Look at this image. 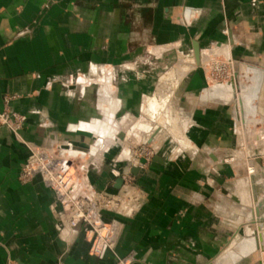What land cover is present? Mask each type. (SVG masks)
Listing matches in <instances>:
<instances>
[{"label":"crops","instance_id":"0c3cea01","mask_svg":"<svg viewBox=\"0 0 264 264\" xmlns=\"http://www.w3.org/2000/svg\"><path fill=\"white\" fill-rule=\"evenodd\" d=\"M195 42L202 56L209 48L229 54L247 78L244 103L264 104V0H0V111L5 97H13L9 107L25 117L18 134L0 127V264H117L132 252L135 264H241L252 257L238 260L239 251H224L239 225L233 194L244 178L241 162L229 157L233 98L210 86L193 63L172 66L156 81L178 55L183 64L192 60ZM101 68L110 74L100 76ZM172 72H179L186 144L159 135L147 145L152 158L138 166L133 154L144 144L132 137L129 149L116 134L139 138L151 124L150 108L168 107L177 86L172 90L162 78ZM256 72L262 81L253 100ZM77 76L86 84L77 85ZM90 81L103 84L106 98ZM110 100L117 103L113 113ZM107 124L115 129L104 135ZM82 137L97 147L68 151L82 167L101 170L90 175L96 194L123 201L102 214L117 234L102 260L90 253L84 226H70L51 186L40 176L19 179L32 148L57 151ZM130 150L129 161L115 163ZM114 166L133 178L120 190L113 186ZM135 166L138 176L130 172Z\"/></svg>","mask_w":264,"mask_h":264},{"label":"rangeland","instance_id":"374dc122","mask_svg":"<svg viewBox=\"0 0 264 264\" xmlns=\"http://www.w3.org/2000/svg\"><path fill=\"white\" fill-rule=\"evenodd\" d=\"M212 48H209L206 50V52H210ZM224 55L226 58H228V61L226 60H220L216 59V56L218 55ZM233 58L229 56V54H226L222 51H216V54L209 57L206 61H203V56L200 61V64H198L193 56L192 60H188L183 64V62H179L177 60L173 66H188L190 63L197 64L198 66H202L204 70V74L206 79H209L211 83L210 86H220V89L222 93H226L227 97L233 98L235 100L236 104L233 109L234 111V117L236 121V134H237V146H238V153L240 154V157L236 158L235 156L232 157V161L241 162L243 168L239 171L241 172V177H246V180L241 181L240 185L238 186V192L240 193V198L243 196L242 194L246 193L249 201V213L247 216L248 220L254 219L256 223L253 222L251 226H247L246 230H250V234H253V230L259 231V221L258 216L256 215V208L258 202H263L264 204V167H262V164L258 162V158H262V163H264V104L259 103V99L256 101V104L254 106V103L252 104L251 100L250 103H244V97L246 96L250 90H244L243 86L246 89L247 83L246 79L243 75L241 76V85L240 88L237 89V84L233 85L231 84L233 81H230V77L234 76V71H230L229 65L233 67ZM179 62V63H178ZM220 66H224L223 71H218L216 69H219ZM226 66V67H225ZM234 69V67H233ZM182 78L185 76L184 72H182ZM188 73V72H186ZM257 73V72H256ZM178 74L179 72H172L165 74L162 78V81L165 83H168L170 81L172 90L173 87L176 88L177 84L176 81L178 80ZM171 76V78H170ZM244 77V78H243ZM255 77V76H254ZM170 78V79H169ZM181 78V79H182ZM164 79V80H163ZM245 79V80H244ZM254 84L252 85L251 92H252V99L256 100L257 93H259V81L261 80V76L259 73L256 74V77L254 78ZM257 86V87H256ZM256 87V88H254ZM254 88V89H253ZM159 91V88H158ZM156 92V91H155ZM154 92V94H155ZM247 92V93H245ZM178 93V94H177ZM244 94V95H243ZM224 95V94H223ZM250 95V94H247ZM176 96H179V90L176 91ZM243 96V97H241ZM259 96V95H258ZM153 96H151L152 98ZM256 97V98H255ZM247 98V97H246ZM176 103H174L175 106V112L178 116V122H179V111L178 109L180 101L179 99L176 100ZM255 102V101H254ZM242 103V104H241ZM246 105V106H245ZM170 106L171 102L169 103L168 107L164 106L163 104L156 105L155 107L150 108V117L151 120L149 122L151 123L150 126L146 125L145 127H142L140 129V132H149L152 133L155 128H167L170 130V133L174 136L167 135V131H164L166 134V138H169L174 140L177 139V141L180 143V145L186 144L182 141V137L179 133H183V127H180V123L177 124V120L174 119V117L170 114ZM243 111L242 112V107ZM256 109V112H255ZM161 112L163 114L164 120L160 121L158 116V113ZM257 113V114H256ZM258 115V116H257ZM162 116V115H161ZM159 117V116H158ZM245 117V121L244 118ZM159 120V121H158ZM232 123V122H231ZM185 124V122H183ZM184 126V125H183ZM125 129L126 124L124 125ZM122 127V128H124ZM124 130V129H123ZM233 130V128H232ZM126 131V130H125ZM232 133V131H231ZM169 134V133H168ZM186 139V137H185ZM175 141V140H174ZM176 142V141H175ZM147 146V145H144ZM149 147V146H148ZM235 154V153H234ZM237 154V153H236ZM243 162V163H242ZM263 178V179H262ZM259 184V186H258ZM257 186V189H256ZM263 211H264V205H263ZM264 222V221H263ZM261 224V223H260ZM252 230V231H251ZM259 233V232H258ZM236 235L232 242L229 244L228 248L224 251L232 250L231 244L236 241ZM224 253V252H222ZM263 254V256H262ZM251 258H248L244 264H264V253L262 251H255V253L251 254ZM248 256V257H250ZM216 264H218L216 260ZM222 264H228L227 262H223Z\"/></svg>","mask_w":264,"mask_h":264},{"label":"built area","instance_id":"2783aa9c","mask_svg":"<svg viewBox=\"0 0 264 264\" xmlns=\"http://www.w3.org/2000/svg\"><path fill=\"white\" fill-rule=\"evenodd\" d=\"M226 67V66H225ZM224 66H220L218 71H223ZM13 97H5L6 108L0 111V127H7L15 134L22 129L25 117L9 107V102ZM154 155L152 148L148 146L138 147L134 154V162L139 166L145 165ZM146 160L141 164V160ZM62 161L47 150L32 148L31 156L23 164L19 173L22 182H30L36 176H40L56 192L57 198L68 214L69 224L72 228L82 224L87 228L86 236L91 242L90 253L102 260L108 252L113 251L117 243L116 229L112 224L105 223L102 214L107 209H113L119 204L116 197L106 194L92 193L89 197L73 199L70 192L75 183L73 173L70 168L65 173H60L59 168ZM114 177H121L122 174L116 169L112 170ZM132 175L124 176L125 182L132 181ZM135 254L132 252L125 257L118 259L117 264H134ZM8 264H18L15 260H9Z\"/></svg>","mask_w":264,"mask_h":264},{"label":"water","instance_id":"95a60500","mask_svg":"<svg viewBox=\"0 0 264 264\" xmlns=\"http://www.w3.org/2000/svg\"><path fill=\"white\" fill-rule=\"evenodd\" d=\"M224 28L229 29L227 24H225ZM223 34H225V33L223 32ZM225 42H227V41H225ZM225 42L224 41H221V43H225ZM231 42L233 43V40ZM217 43H220V42H217ZM202 51H203V49H201L200 45L197 42H195L193 44V52H194L193 53L194 54L193 56H194V58H195V60H196V62L198 64H200V61L202 59ZM178 58H179V55L173 59L172 64L170 66H168V68L166 70H163L162 72L159 73V75L157 76V80H156L157 83L159 82V79H160L161 75L163 73L168 72V70L170 68H172V66L175 64V62L178 60ZM216 59H220V60L223 59V60L228 61V58H226V56H224L222 54L216 56ZM236 65H237L236 61L233 60L234 76L233 77L231 76L229 80L230 81H233L235 85L237 84V89H239L240 88V85H241V75H242V72H240L238 70V68L236 67ZM98 74L103 77L105 75H109L110 72L109 71H106L104 68H101L99 70ZM92 76H93V72H90V73L87 74V77H89V78L92 77ZM113 76H114V82L113 83H115L116 82V74L114 73ZM81 77H84V76H81ZM81 77L80 76H77V78H76V84L77 85L86 84V83H82L80 81ZM87 83H88V86L89 87L90 86H98V87H101L102 86L103 87V84H100V83L95 82V81H90V82H87ZM155 89L156 88H154L152 90V92L147 93V94L148 95L152 94L155 91ZM177 89L179 90V96H176ZM176 91H175L174 98L172 99V102H171L170 114L174 117V119L177 120V124H178L179 123L178 122V116H177L176 113H174L175 112V109H176L175 106H174V103H176L175 99L176 100L179 99V101H180V98L182 96V89H180L179 86H177ZM147 94H145V95H147ZM103 96L105 97L104 87H103ZM144 96H143V99H144ZM235 104H236L235 100L231 101V105H232L231 106L232 107V123H231L232 126H231V128H233V130H232V142H231V147H232V154H231V156L233 155L236 158H238V157H240V154H243V153H238L237 138H236L237 137V134H236V132H237L236 131V121H235V117H234L235 115H234V111H233V109L235 107ZM141 116H142V112H141V114L138 117H141ZM164 131H167V135L173 136L170 133V130L169 129L158 127V128H155L152 133L142 132L141 133V136L139 138H137L135 136H129L127 138L126 132L122 131V132L116 134L117 136H116L115 139L118 140V141L124 142L125 143V146H128L129 149H130V146H129V143L128 142H129V140L132 137L136 140V142H138L140 144L152 145V143L154 142V140L157 139L159 135H162V134L165 135V132ZM94 140L96 142V137L94 138ZM66 141L67 142L64 143V144H58L57 145V151H49V150H47V151L50 152L51 154L55 155L59 160L62 161V164H61V166L59 168V172L60 173H65L70 168V166L75 165L76 171H77L78 181H77V183H75L72 186V188L70 190V192L72 193L73 199H78V198H80L82 196L89 197L90 198L91 197L90 195L92 193L99 192L98 190H96L95 186L91 183V181H90V175H91L92 172H95V171L100 172L101 170H99V169H90V168H84V167H82L80 165L81 164L80 161L77 160V156L74 155V154H70V152L68 151V149L71 147V145L76 146V147H82V148H88V147H90L89 146V143H87L84 140V137L80 138L79 140L67 139ZM38 148L39 149H43V148H40V147H38ZM118 156H117V159H116V162L115 163L121 162V161H129L130 160V157H131V150L129 151V157L128 158L118 159ZM231 156H229V157H231ZM213 159L215 161H218V158L216 156H213ZM258 162L260 164H262V167H264V163H262V158H258ZM140 163L141 164H145L146 163V160L143 159V160L140 161ZM220 163H223V161H221ZM113 169H116L119 172H124L119 167L114 166V167L110 168V172L111 173H112V170ZM130 172L133 175L138 176V174L140 172V168L138 166H135V167L131 168ZM243 180H246V177L245 178H241L240 181H243ZM124 185H125V180L121 176V177L116 178L115 183H114L113 186H114L115 189L120 190ZM258 186H259V184H258ZM256 189H257V186H256ZM238 194L240 196V193H237V195L236 194H233V199L238 203V214H239L238 222H239V225H238V228H237L234 236L232 237L230 243L232 242V240L234 239V237L237 234H241L242 236L245 235V230H246L245 227H247L251 223L255 222L254 219H251V220H248L247 219V216H248V213H249L250 209L248 207L249 201H248V197H247L246 193L245 194L243 193L242 194L243 196L241 198L238 196ZM121 197L122 196H120V197L117 198L119 200V204L118 205H114L113 206V210H117L120 207V205L123 203V201H121ZM262 205H263V202H261L259 204V206H258V215H259L258 218H259V221H264V217L263 218L260 217L261 214H264L263 209L261 210V208H263ZM61 206H62V204H61ZM62 208H63V206H62ZM112 226H113V228L116 229V226L114 224H112ZM84 231H85V233H87V228L86 227H84ZM136 261H137V259L135 257V263H136ZM244 262H242L241 264H244Z\"/></svg>","mask_w":264,"mask_h":264},{"label":"bare ground","instance_id":"6f19581e","mask_svg":"<svg viewBox=\"0 0 264 264\" xmlns=\"http://www.w3.org/2000/svg\"><path fill=\"white\" fill-rule=\"evenodd\" d=\"M213 54L214 53H212V52H208V53L204 54V56H203L204 60L203 61H206ZM194 65L195 64H193V66ZM231 84L234 85V82H232ZM161 91H163V89ZM241 97H243V96H241ZM246 97H245L244 101L247 100V99H249L248 97L247 98ZM116 106H117V103H115V100H110V109H111V112L112 113L115 111ZM241 108H242V112L244 113L243 106ZM159 116L161 117V115H159ZM161 118H163V117H161ZM243 118H244V121H245V117H243ZM107 122H105V123H107ZM111 122H112V119H109V122L108 123H111ZM97 127L95 126L94 129L97 128ZM111 127H113V128H111ZM111 129H115V125L107 124V127L105 125L104 133L103 134L105 135V133H108L107 131H110ZM101 141H102V137H99V139H98L97 142L98 143L99 142L101 143ZM96 147L97 146L94 145L93 147H88V148H82V147H78V148H82L84 150L85 149L89 150L91 148L94 149ZM71 148H77V147L71 145V147L69 149H71ZM73 166L75 167V165H73ZM75 169H76V167H75ZM70 172L73 173V176L75 178V183H77V181H78L77 171H72V168L70 166ZM260 203L261 202H258L257 208H256V215L258 217H259V215H258V206H259ZM263 205H262V207H263ZM261 210H262V208H261ZM260 217L263 218L264 217V214H261ZM258 221H259V218H258ZM254 223H256V221ZM251 224H253V223H251ZM251 224H250V226H251ZM259 226H260L259 231L253 230V234L252 233L250 234V230H249V233H248V230H245V235H243V236L241 234H237L238 236L236 237V241H234L231 244V247H232L233 250L239 251L238 253L235 254V256L237 257L238 260L239 259L241 260V259H244V258L250 256L251 254L255 253V251H257V250L258 251L260 250V251H262L264 253V222L263 221H259ZM262 256H263V254H262Z\"/></svg>","mask_w":264,"mask_h":264}]
</instances>
